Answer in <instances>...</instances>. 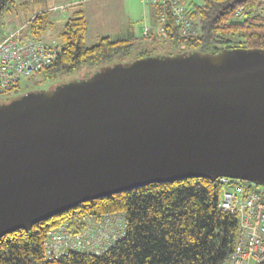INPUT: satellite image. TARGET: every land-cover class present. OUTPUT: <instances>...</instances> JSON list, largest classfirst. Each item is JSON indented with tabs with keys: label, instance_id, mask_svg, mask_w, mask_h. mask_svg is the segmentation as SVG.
<instances>
[{
	"label": "water",
	"instance_id": "1",
	"mask_svg": "<svg viewBox=\"0 0 264 264\" xmlns=\"http://www.w3.org/2000/svg\"><path fill=\"white\" fill-rule=\"evenodd\" d=\"M221 176L264 186V48L137 58L0 102V237L100 196Z\"/></svg>",
	"mask_w": 264,
	"mask_h": 264
},
{
	"label": "trees",
	"instance_id": "2",
	"mask_svg": "<svg viewBox=\"0 0 264 264\" xmlns=\"http://www.w3.org/2000/svg\"><path fill=\"white\" fill-rule=\"evenodd\" d=\"M18 1L0 0V22L12 13ZM262 5L261 0H204L187 8L188 18L194 27L199 26L189 34L179 31L168 6L156 5L158 17L165 15L161 22L166 36L151 30L146 44L138 48L137 58L149 56L167 42L183 51L212 54L226 48H264ZM241 7L248 12L243 20L235 21L234 14ZM52 25L46 10L34 14L28 22L31 35L42 40ZM63 26L55 59L38 72L45 81L64 82V77L80 66L102 64L115 55L128 54L134 47L132 37L127 35L102 36L87 47V25L81 10L68 17ZM20 88L18 82L0 95ZM220 194L218 179L187 177L86 200L0 237V264H224L238 236L239 224L234 212L220 208ZM104 214L124 217L121 236L107 249L99 254L68 250L54 260L47 259L43 241L51 230L66 225L76 232L83 228L87 217L98 219Z\"/></svg>",
	"mask_w": 264,
	"mask_h": 264
},
{
	"label": "built area",
	"instance_id": "3",
	"mask_svg": "<svg viewBox=\"0 0 264 264\" xmlns=\"http://www.w3.org/2000/svg\"><path fill=\"white\" fill-rule=\"evenodd\" d=\"M151 5L168 6L178 24L179 31L189 34L195 31L193 22L188 18L185 0H143ZM248 10H236L233 19L243 20ZM165 18L160 14V22ZM27 23L12 26L9 20L0 24V92L23 78L35 75L49 66L56 57V49L49 47L42 39H37L26 29ZM151 27L145 25L141 34L148 37ZM155 32V31H154ZM166 36L161 25L156 32ZM219 206L237 215L238 236L229 253V264H264V186L253 185L237 178L221 176ZM122 214H104L100 218L87 217L81 230L73 232L66 225L59 226L47 235L44 254L54 260L68 250L83 252L104 251L122 234Z\"/></svg>",
	"mask_w": 264,
	"mask_h": 264
},
{
	"label": "rangeland",
	"instance_id": "4",
	"mask_svg": "<svg viewBox=\"0 0 264 264\" xmlns=\"http://www.w3.org/2000/svg\"><path fill=\"white\" fill-rule=\"evenodd\" d=\"M83 1L85 0H79L78 2H81L85 4ZM186 5L188 8H194L195 5H199L203 3L204 0H185ZM263 2V8H264V0H261ZM77 2V4H78ZM54 3H65L64 0H19L16 4V7L13 9L12 13H16L19 15V17H22V21L28 23L29 20L32 18L33 14H36L38 12H42L43 10H46L53 22V25L51 28L45 31L43 35V41L46 43L49 47L58 49L61 45V38L59 37V33L63 29V24L66 21V19L72 15H70V9L72 5H67L66 9H68V12L66 16L59 15L58 11L52 10L51 7L54 5ZM76 4V6H77ZM144 2L143 0H101L100 7L98 8L99 17H96L95 15L91 14L89 15L87 19V25H88V32L86 34V42L85 45L87 47H90V45L95 44L102 35L108 34L112 36V29H118L116 26H122L124 23V20L127 19L125 13L128 11L132 14V21L135 23L134 28L137 30L136 36L133 37V49L128 53L124 55H115L113 56V59L102 62V64L98 65H92L90 66H80V68H77L73 72L67 74L63 80L69 81V80H80L82 78H87L91 76L92 73L97 71L98 69L102 68V66L106 65H114L115 63H125V62H133L137 59V51L138 48L141 46V44H146V38L143 36H138L139 34V28H143L144 26V20L142 13L144 12L143 6ZM148 8H150V4H146ZM127 12V13H128ZM140 14V15H139ZM100 18L103 20V24L100 26L97 25L98 20ZM197 23L198 20L194 19ZM196 29L199 28V26H195ZM26 29H29L28 26H26ZM152 30V29H151ZM157 30V29H156ZM155 30V32H156ZM118 31V30H116ZM142 31V29H141ZM159 35V34H158ZM163 36V35H160ZM100 37V38H99ZM98 39V40H97ZM180 47L177 45L171 44L170 42L164 43L161 47H158L155 50H152L149 56L152 55H158V54H164V55H176L183 50H181ZM60 80L52 82L50 80H43V74L36 72L35 75H32L28 78H23L21 80L20 85L21 88L17 91L13 90L8 93H4L0 95V102L12 98L13 96H16L24 91L27 90H35V89H42L51 87L53 84L58 83ZM224 264H229L227 261L224 262Z\"/></svg>",
	"mask_w": 264,
	"mask_h": 264
},
{
	"label": "crops",
	"instance_id": "5",
	"mask_svg": "<svg viewBox=\"0 0 264 264\" xmlns=\"http://www.w3.org/2000/svg\"><path fill=\"white\" fill-rule=\"evenodd\" d=\"M78 1L79 0H64L65 3H59V4L54 3V5L51 7V9L53 11L54 10L58 11L60 9L61 11L60 12L58 11L59 15L66 16V14L68 12V9H66V6L72 5V6H70L71 7L70 12H69L70 15H73L75 12H77V10H81L82 14H84V17L86 19V25L88 24L87 19H88L89 15L93 14L96 17H99L98 8L100 7L101 0H85V1H83L85 4L78 2ZM77 2H78V4H77ZM76 4H77V6H76ZM146 4H148V3H144V5L142 6L144 9L143 10L144 12L142 13V16H143L142 18L145 21L144 26L147 24L151 27L152 30L155 31L161 25V22L158 19L159 17H158L157 6L150 4L151 7L148 8ZM127 12L125 13L127 19L124 20L123 25L121 27L114 25L118 29H112L111 30V32L113 33L112 34L113 37L124 36V35L126 36L127 35V36H131L133 39V37L136 36L135 32H137L138 29L136 30L134 28L135 23H133V21H132V19H133L132 14L130 12H128V13ZM7 19L12 24V26H17V25H21L23 23L24 24L26 23V22L22 21V17H19V15L16 13H10L3 20L7 21ZM103 23H104L103 20L100 18V20H98L97 25L100 26ZM0 24H1V22H0ZM141 29L139 28V33H138L139 35L138 36L142 37L143 35L141 34ZM116 30H118V31H116ZM88 31L89 30H88V25H87V30H86V33L84 36L85 40L87 38L86 34ZM102 36L112 37L111 35H108V34H105Z\"/></svg>",
	"mask_w": 264,
	"mask_h": 264
},
{
	"label": "flooded vegetation",
	"instance_id": "6",
	"mask_svg": "<svg viewBox=\"0 0 264 264\" xmlns=\"http://www.w3.org/2000/svg\"><path fill=\"white\" fill-rule=\"evenodd\" d=\"M55 84H58V83H55ZM53 85H54V84H53ZM53 85H52V86H53ZM9 99H11V98L6 99V101L9 100Z\"/></svg>",
	"mask_w": 264,
	"mask_h": 264
}]
</instances>
